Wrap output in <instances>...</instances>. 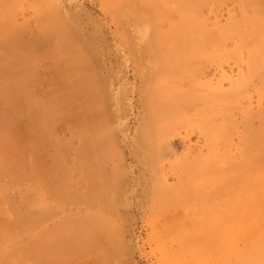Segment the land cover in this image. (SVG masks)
I'll use <instances>...</instances> for the list:
<instances>
[{
    "label": "rangeland",
    "instance_id": "rangeland-1",
    "mask_svg": "<svg viewBox=\"0 0 264 264\" xmlns=\"http://www.w3.org/2000/svg\"><path fill=\"white\" fill-rule=\"evenodd\" d=\"M191 9L181 32L206 47L176 85L191 122L162 141L155 36L187 13L172 0H0V264H248L264 241V149L242 168L264 131V0ZM223 67L243 85L218 91ZM209 156L242 177L236 197L218 177L199 196L162 191H183L184 167Z\"/></svg>",
    "mask_w": 264,
    "mask_h": 264
},
{
    "label": "bare ground",
    "instance_id": "bare-ground-1",
    "mask_svg": "<svg viewBox=\"0 0 264 264\" xmlns=\"http://www.w3.org/2000/svg\"><path fill=\"white\" fill-rule=\"evenodd\" d=\"M172 3H175L178 8H180L183 12L187 13L188 15L187 17L185 16L181 19L179 26L176 28L178 29L177 31L170 32L165 36L162 35V37H160L159 35L155 36V43L157 44V60L159 62V68L161 69V71L155 75L156 82L152 90L149 92V96H148L149 105L151 106L150 118H149L150 124L162 135V141H164V135H167L169 133L168 127L170 128V126H177L178 123H183V125L189 126L191 122V121L189 122L183 116L182 109L188 108L190 104L192 103V100L189 98V95L187 94V92L177 90L179 88H177L176 85H180L179 83L185 80L186 77H189L190 74L192 73H193V76H197L194 69L190 67L191 66L190 61L197 54V52L200 51V49L203 48L204 53L206 52V47L204 44L200 42L194 43L192 36L190 34L185 33L183 31L181 32V29L186 28V27L190 28V30H193L197 23V20L192 18L189 15L190 12L192 11L191 7L193 4V0H172ZM258 21L259 20L255 21V23L257 22V25H259ZM179 38L182 39L181 42H179ZM258 49L260 50L259 51L257 50L255 52L257 54V57L264 60V44H262ZM253 52L254 51L251 50V53ZM234 72L235 70L232 68L225 69L223 67L221 69V72L219 75V89H217L218 91H222L223 87L225 86V83L227 82L233 90L243 85V80H241V76L240 78L238 77L239 79L237 81H234L233 79ZM63 81H65V79ZM192 86L193 87L198 86L196 81H193ZM175 102L179 105L175 106ZM14 107L15 106H13V108ZM261 127H264V126H261ZM222 137L225 140V137L223 135ZM246 145L248 146L246 147L243 153V155L245 156L244 163L242 164L243 169H247L252 164L259 165L257 156L264 149V131L261 134V138L259 139L254 138L253 141H250ZM110 153H112V151L109 152V155ZM216 159L217 158L210 157V156L200 157L196 161L188 163L184 167L187 173V177H185L183 183L181 184V189L183 191H177V189L171 191L169 188H166V185L164 183H160V188L162 189L163 192L169 191L170 194H178L182 196L185 193H192L196 196H199L201 192H203V187L206 184H210L211 181H214V179L218 177L223 184H225L227 187H230L232 189V192L229 194L230 195L234 194V196L236 197L235 190L233 189V185L239 183L242 180V177L241 176L237 177L236 175H234L235 170H231V172L228 171L226 174H223L221 171V168L219 167L220 161L219 159H217L216 161ZM79 170L82 171L80 167H79ZM85 171H86V167H85ZM262 180L264 182V176H262ZM216 198L218 197L216 196ZM255 202L259 207L260 206L263 207L264 192H261L259 194ZM263 209L264 207L262 208V210ZM262 210L261 209L258 211L254 210L255 216H259ZM213 211L214 209L211 212ZM98 214L100 213H97V215ZM203 215L205 216L208 215V212L204 211ZM253 226L254 225L251 226V232L253 231ZM32 234H34V232ZM33 236H35V234ZM2 250H3V247H2ZM247 257H248L247 258L248 264H260L264 262V241L252 244Z\"/></svg>",
    "mask_w": 264,
    "mask_h": 264
}]
</instances>
